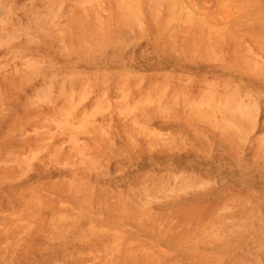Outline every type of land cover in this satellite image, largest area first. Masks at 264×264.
Instances as JSON below:
<instances>
[{
    "label": "bare ground",
    "instance_id": "1",
    "mask_svg": "<svg viewBox=\"0 0 264 264\" xmlns=\"http://www.w3.org/2000/svg\"><path fill=\"white\" fill-rule=\"evenodd\" d=\"M38 1L29 13L27 32L65 56L95 52L115 39L102 13L108 12L121 26L127 20L145 23L139 0ZM66 1L74 3L71 12L64 8ZM154 14L146 29L152 40L164 45L173 42V19ZM191 19L179 23L180 31ZM223 39L222 35L204 37L197 57L221 59ZM258 66L255 74L264 79ZM30 71L17 82L5 81L6 101L0 106V113L9 112L3 134L19 125L26 136L15 152L0 138V213L8 214L0 222V264H82L84 255L88 264H147L134 262L132 246H172L166 233L184 221L203 229L206 236L199 241L200 251L185 240L172 246L181 263L258 261L264 246V111L255 108L258 101L215 78L201 81L202 76L195 89L182 85L170 94L161 82L173 79V70L122 78L85 73L69 86L60 76L44 82L37 77L36 67ZM101 78L113 82L98 88L99 95L83 105ZM27 86L36 92V110L29 104L11 107L24 98ZM176 115L181 116V124L175 132L153 130L154 121ZM114 140L119 142L118 150L109 144ZM149 154L175 163L155 170L152 179L145 164L116 169L121 184L109 179L107 172L115 159L128 163ZM20 166L34 177L26 195L4 190ZM228 166L241 167L238 175ZM24 197L30 198L31 209L22 217L18 202ZM47 203L52 208L45 215L41 209ZM213 248L217 251H209ZM153 256V264L174 262L165 255Z\"/></svg>",
    "mask_w": 264,
    "mask_h": 264
},
{
    "label": "rangeland",
    "instance_id": "2",
    "mask_svg": "<svg viewBox=\"0 0 264 264\" xmlns=\"http://www.w3.org/2000/svg\"><path fill=\"white\" fill-rule=\"evenodd\" d=\"M38 2V0H0V106L6 101L3 92L5 81L13 80L17 82L21 76L30 74V70L33 67H36L37 77L44 82H48L57 75L64 78L66 82L68 81V84L65 82L67 86L80 74L85 73L92 74L97 72L96 74L102 73L109 75V77L122 78V76L129 74L151 75L160 69L163 72L165 70H173L175 72L176 76L172 77L173 79L166 78L161 82L163 84L162 87L167 91L169 90L170 94H176L182 85L187 89H195L198 82H200L198 76L200 78L202 76L201 81L202 79L215 78V80L221 81L225 85L227 83L230 87L238 89L245 97H251L253 102L256 103L258 101L259 103H256L257 107L255 108H261L264 111V79L255 74L258 73V64H261L260 68L264 70V66H262L264 64V0H178L179 7H182V9L179 8L180 10L178 9L177 0H139V7L144 9L145 12L144 25H135L132 21L127 20L121 26L115 22L114 17L108 12L102 13L103 16H106L104 18L106 24L113 27L112 32L115 39L99 47L95 52L91 51L89 54L74 52L72 55L67 56L63 55L60 50L50 48L45 42L35 39L31 33L27 32L25 26L29 21V13ZM107 5L108 3L106 2L104 4L106 11ZM64 8L71 12L74 8V3L66 1ZM169 12H171V15H169ZM154 13L156 15L158 13V15L169 16L170 20L173 19L171 24L176 31V35L171 38L173 42L167 45L156 43L146 31L150 19L155 15ZM188 14L192 17H189ZM184 18L192 19L188 20L187 27L182 32L180 31L179 23ZM169 22L168 20V24ZM136 28L139 29L137 30ZM218 35L224 37L223 42L220 44L223 50L220 56L222 58L218 60H201L198 58L200 51L203 50L204 37ZM86 46L89 48L90 44ZM174 47L179 52H175ZM198 47L200 48L199 50ZM197 50L198 53L195 54ZM188 51H192L194 54L188 53ZM240 56H243L244 59L240 58ZM255 63L257 68L253 67ZM48 76L50 78H47ZM185 76L189 78L186 81H184ZM107 78L99 80L97 89L95 88L87 95L83 105L90 104L99 95L98 93L102 86L111 85L113 81H108ZM223 78L224 80H222ZM23 90L24 98L16 100L11 107L15 108L29 104L30 108L36 110L37 97L35 96V90L29 86ZM171 91L174 92L172 93ZM10 111L13 110L10 109ZM8 115L9 112L0 113V138L9 145L10 152H15L18 145L25 142L26 136L19 125H13L9 133L3 134V128L8 123ZM174 118L154 121L151 124L153 130L156 133H161V131L175 132L181 124V116L176 115V118ZM109 144H111L112 150H118L119 142L117 140ZM174 163L173 160L159 159L153 154L147 155L144 159L136 158L128 161V163L122 158H118L113 161V167L107 173L110 175L114 173L113 176L108 174L109 179L114 184H121L123 178L116 172V169H121L127 165L132 169H138L145 164L151 170L148 178L152 179L154 178L155 170L161 166ZM228 168L234 170L237 175L239 173L238 170L240 171L241 169V167L235 169L232 166H228ZM14 173L15 177L11 181L12 183L10 185L6 184L4 190L7 192L15 191L18 194L25 193L26 195V187L33 181L34 177L28 174L27 169L23 166L17 167ZM261 175L264 180V169L261 171ZM225 181H229V178H226ZM262 201L264 204V197ZM30 204V198L24 197L19 200L20 216L24 217L29 212L31 209ZM51 208V204H43L42 213L48 215ZM7 217V213L1 212L0 222L4 223ZM144 233V231L139 232L142 237L145 236ZM205 236L206 233L203 229L191 228L186 221L171 230L168 229L166 233V238L173 243L172 246H176L178 240H185L192 243L193 247L198 251H200L199 241ZM172 246L156 243L151 248L142 249L137 245H133V260L135 263L153 264L151 263L153 260L151 256L154 254L153 258L157 259L160 255H165L171 257L170 260L174 261L173 264H183L181 263V257L176 255ZM149 251L152 255H149ZM209 251L216 252L217 249L213 248ZM260 251L258 261L252 264H264V246L260 248ZM186 255L190 254L187 253ZM250 260L251 258L247 261ZM82 264H88V256H83Z\"/></svg>",
    "mask_w": 264,
    "mask_h": 264
}]
</instances>
